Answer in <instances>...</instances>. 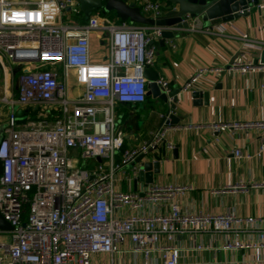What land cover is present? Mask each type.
<instances>
[{
  "label": "built area",
  "instance_id": "built-area-1",
  "mask_svg": "<svg viewBox=\"0 0 264 264\" xmlns=\"http://www.w3.org/2000/svg\"><path fill=\"white\" fill-rule=\"evenodd\" d=\"M128 1L145 16L155 19L164 13L158 0ZM256 7L262 36L244 40L264 53V0ZM66 10L77 14L76 0H0V215L11 227L0 230V264H94V256L101 264H107L105 259L108 264H178L176 236L193 239L205 232L225 235L224 249L250 248L254 260H260L264 216L182 212L176 202L182 186L150 183L141 192L121 190L134 158L160 146L167 129L180 128L161 114L150 140L126 148L115 111L117 104L145 101L150 80L144 70L154 63V42L163 30L180 27L114 24L97 12L86 22L70 23L62 20L68 19ZM198 22L194 19L183 29L213 32ZM94 31L107 37V56L101 62L90 58ZM223 69L257 70L264 88V58L254 64L241 53L226 67L197 68L181 90ZM71 80L81 89L73 98ZM154 82L170 90L163 76ZM209 128L253 129L258 153L264 152V119L212 122ZM166 146L172 148L170 142ZM72 149L92 166L78 167L69 155ZM232 152L242 155L238 148ZM130 169L134 174L136 167ZM148 203L168 207L146 213ZM249 232L253 240H243ZM126 257L132 260L124 262Z\"/></svg>",
  "mask_w": 264,
  "mask_h": 264
},
{
  "label": "crops",
  "instance_id": "crops-1",
  "mask_svg": "<svg viewBox=\"0 0 264 264\" xmlns=\"http://www.w3.org/2000/svg\"><path fill=\"white\" fill-rule=\"evenodd\" d=\"M78 3V1L76 0ZM164 13L170 9L164 0ZM78 16L68 14L70 23H82L91 14L99 13L103 18L118 24V16L112 12L101 14L92 9L89 16L81 11ZM99 10V9H98ZM191 22V21H190ZM261 17L258 10L251 8L248 15L212 27L213 32L174 30L171 39L156 46L155 60L150 70L163 76L170 89L181 88L183 82L199 67L222 66L239 60L241 53L252 60L262 62V51L255 44L245 42L261 38ZM206 27L200 21L197 23ZM179 27V26H176ZM107 37L100 31L90 34V58L101 62L107 56ZM261 75L257 70L231 72L223 69L218 74L202 75L189 90L178 95L174 116L179 119L177 129H167L159 160V173L153 174V182L185 187L176 197V202L185 213H218L229 210L239 216H264V152L258 153V138L253 129L221 128L213 132L209 124L231 122H254L264 119V88L260 87ZM74 83V80H72ZM81 89L74 83L69 92L75 95ZM192 91H208V104H194ZM201 98H198L200 102ZM166 104L158 98L146 96L142 103H120L116 105L117 128L123 133L124 146L131 148L150 140L160 126L161 114ZM187 126H190L187 128ZM172 148H167V143ZM238 148L241 156L232 152ZM77 160V166L89 168L92 162L81 159L80 151L69 150ZM119 157V155H117ZM122 191L141 192L145 184L132 183V170H126ZM150 184V183H149ZM243 184L245 187H237ZM233 187V188H232ZM168 206L148 203L144 212L166 210ZM243 240H253L252 233L244 234ZM226 236L212 232L197 234L193 239L186 235L176 236L174 245L179 249L178 264H264V250L260 260H254L253 251L224 249ZM129 257L124 262L131 261ZM139 259L137 258L136 261Z\"/></svg>",
  "mask_w": 264,
  "mask_h": 264
},
{
  "label": "water",
  "instance_id": "water-1",
  "mask_svg": "<svg viewBox=\"0 0 264 264\" xmlns=\"http://www.w3.org/2000/svg\"><path fill=\"white\" fill-rule=\"evenodd\" d=\"M81 11L89 16L92 9H101L102 14L114 12L121 21H128L135 24L155 26H181L187 28L190 21L197 19L204 26L221 25L223 23L248 15L251 8H256L260 0H164L170 7L162 16L152 18L145 16L134 2L128 0H77ZM258 10V9H257ZM259 12V10H258ZM171 30H163L158 38L160 44L164 40L173 38ZM263 53V52H262ZM264 53L262 54V61ZM15 69L13 73H15ZM144 74L150 82L147 85L146 96L158 98L166 104V123L178 124L179 119L174 116V109L178 100L181 88H172L168 92L163 91L155 82L157 75L150 68L144 70ZM191 98L194 104H208V91H192ZM198 98L200 99L197 101ZM161 151V145L150 148L146 153L137 155L131 162L136 170L133 174L132 183L137 182L145 185L153 182V174L159 173V160L155 157ZM2 164L0 161V173ZM11 227L0 215V230H9Z\"/></svg>",
  "mask_w": 264,
  "mask_h": 264
},
{
  "label": "rangeland",
  "instance_id": "rangeland-1",
  "mask_svg": "<svg viewBox=\"0 0 264 264\" xmlns=\"http://www.w3.org/2000/svg\"><path fill=\"white\" fill-rule=\"evenodd\" d=\"M158 1H159V0H158ZM127 22H128V21H127ZM12 66H13V65H12ZM2 83H3V74H2V72H1V70H0V95L2 94V91H3ZM68 86H69L70 91H71V90L73 89V87H74V83L72 82V80L69 82ZM11 92H12V90H11ZM69 96H70L71 98L74 97V95H73L72 93H70ZM16 108H17V106L15 107V109H16ZM1 110H2L4 113H6V108H5V107L1 108ZM132 166H133V164L130 163V164L127 166V169L130 170V168H131ZM125 185H126V184H124V185L121 187L122 190H125V189H126ZM104 261H105L107 264L109 263V260H108V259H105ZM101 262H102V259H100V257H98V256H94V257H93V263H94V264H101Z\"/></svg>",
  "mask_w": 264,
  "mask_h": 264
},
{
  "label": "trees",
  "instance_id": "trees-1",
  "mask_svg": "<svg viewBox=\"0 0 264 264\" xmlns=\"http://www.w3.org/2000/svg\"><path fill=\"white\" fill-rule=\"evenodd\" d=\"M98 9H99V8H98ZM98 9H96L95 11H99V12L101 13V9H99V10H98ZM79 12H80V11H79ZM79 12H78V13H79ZM78 13H77V14H73V17H75V16L77 17V16H78ZM101 14H102V13H101ZM86 20H87V19H86ZM86 20H85L84 22H86ZM119 22H121L120 19H119ZM82 23H83V22H82ZM25 215H26V210H25L24 213H23V217H25Z\"/></svg>",
  "mask_w": 264,
  "mask_h": 264
}]
</instances>
